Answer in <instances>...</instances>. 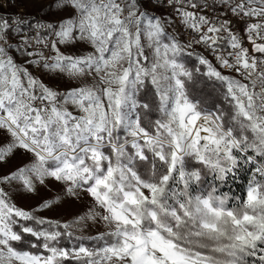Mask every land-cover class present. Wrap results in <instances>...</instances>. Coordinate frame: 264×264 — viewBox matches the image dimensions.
Listing matches in <instances>:
<instances>
[{
  "label": "snow or ice",
  "instance_id": "1",
  "mask_svg": "<svg viewBox=\"0 0 264 264\" xmlns=\"http://www.w3.org/2000/svg\"><path fill=\"white\" fill-rule=\"evenodd\" d=\"M32 2L0 3V264H264V0Z\"/></svg>",
  "mask_w": 264,
  "mask_h": 264
},
{
  "label": "rangeland",
  "instance_id": "2",
  "mask_svg": "<svg viewBox=\"0 0 264 264\" xmlns=\"http://www.w3.org/2000/svg\"><path fill=\"white\" fill-rule=\"evenodd\" d=\"M21 4H26L28 8V13L33 14L39 10V7L41 5L35 4L32 2V0H22ZM4 11V10H3ZM5 12H10V11H5ZM13 12V11H11ZM25 203H31L30 201H25ZM82 210V205L76 204V205H69L65 209H62L60 213H50L49 215L57 216L60 214H65V215H71L75 213L76 211H81Z\"/></svg>",
  "mask_w": 264,
  "mask_h": 264
},
{
  "label": "built area",
  "instance_id": "3",
  "mask_svg": "<svg viewBox=\"0 0 264 264\" xmlns=\"http://www.w3.org/2000/svg\"><path fill=\"white\" fill-rule=\"evenodd\" d=\"M22 0H15V3L12 7L4 8V11H13V12H21L28 13V8L26 4H21ZM0 3H3V0H0ZM36 13V12H35Z\"/></svg>",
  "mask_w": 264,
  "mask_h": 264
},
{
  "label": "trees",
  "instance_id": "4",
  "mask_svg": "<svg viewBox=\"0 0 264 264\" xmlns=\"http://www.w3.org/2000/svg\"><path fill=\"white\" fill-rule=\"evenodd\" d=\"M197 92L198 93L202 92L204 94L210 95L212 93V89L210 86H204L202 88L197 89ZM147 99H150V97H147Z\"/></svg>",
  "mask_w": 264,
  "mask_h": 264
}]
</instances>
